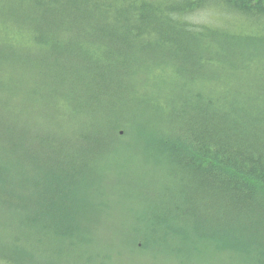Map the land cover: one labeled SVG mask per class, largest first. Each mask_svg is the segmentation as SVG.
<instances>
[{"label": "trees", "instance_id": "trees-1", "mask_svg": "<svg viewBox=\"0 0 264 264\" xmlns=\"http://www.w3.org/2000/svg\"><path fill=\"white\" fill-rule=\"evenodd\" d=\"M130 137L162 181L156 247L264 264V0H0V263L88 244L94 164Z\"/></svg>", "mask_w": 264, "mask_h": 264}, {"label": "rangeland", "instance_id": "rangeland-1", "mask_svg": "<svg viewBox=\"0 0 264 264\" xmlns=\"http://www.w3.org/2000/svg\"><path fill=\"white\" fill-rule=\"evenodd\" d=\"M200 14L202 19L206 18L205 12ZM43 70L36 72L40 79L49 77ZM40 104L34 124L65 121L52 118L51 108ZM130 133L134 136L138 131L133 126ZM139 142L130 137L108 144L106 154L96 160L97 172L107 175L98 189L103 204L95 216L86 220L92 228L87 235L90 242L63 264H181L180 256L168 255L160 249L163 246L156 247L151 241L152 221L148 215L153 209L151 203L161 196L154 186H160L162 181L149 162L153 158L145 154L147 144Z\"/></svg>", "mask_w": 264, "mask_h": 264}, {"label": "bare ground", "instance_id": "bare-ground-1", "mask_svg": "<svg viewBox=\"0 0 264 264\" xmlns=\"http://www.w3.org/2000/svg\"><path fill=\"white\" fill-rule=\"evenodd\" d=\"M92 228H90V227H85V231L83 230L82 232H84V234L87 236L88 235V233H91L90 232V230H91Z\"/></svg>", "mask_w": 264, "mask_h": 264}]
</instances>
